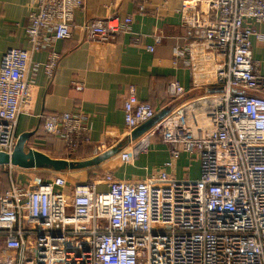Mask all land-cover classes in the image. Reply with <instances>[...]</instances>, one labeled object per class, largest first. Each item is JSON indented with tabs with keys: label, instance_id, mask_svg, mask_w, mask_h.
Here are the masks:
<instances>
[{
	"label": "built area",
	"instance_id": "built-area-1",
	"mask_svg": "<svg viewBox=\"0 0 264 264\" xmlns=\"http://www.w3.org/2000/svg\"><path fill=\"white\" fill-rule=\"evenodd\" d=\"M30 4L31 48H8L0 62V152L8 154L32 99L31 77L40 67L34 51L75 32L103 45L133 21L79 23L85 0ZM180 14L185 44L176 47L174 65L190 69L191 88L171 82L161 110L130 88L124 105L130 136L161 116L120 160L132 162L157 136L170 149L166 167L182 155L196 158L199 177L162 169L144 181H116L107 173L71 182L58 173L24 184L10 165L9 189L0 194V264H264V74L252 51V37L264 40L255 26L264 24V0H182ZM161 39L155 35V44ZM59 63L52 51L44 64L50 78ZM43 128L70 156L89 139L77 108L44 116Z\"/></svg>",
	"mask_w": 264,
	"mask_h": 264
},
{
	"label": "crops",
	"instance_id": "crops-1",
	"mask_svg": "<svg viewBox=\"0 0 264 264\" xmlns=\"http://www.w3.org/2000/svg\"><path fill=\"white\" fill-rule=\"evenodd\" d=\"M181 3L182 0H85L83 9L76 13L77 22L106 17H118L123 21L131 16L130 30L103 45L92 43L83 33L75 32L70 38L56 41L51 49L34 51L33 61L40 67L31 77L32 99L26 112L20 116L18 137L28 133L27 147L52 158L72 157L76 161H87L102 157L98 163L74 169L86 173V177L79 180L89 179L93 172L96 173L94 179L111 173L116 181H144L162 169L178 178L185 177L189 171L185 170L187 165L183 169L182 165L187 156L182 155L175 167H166L170 149L157 136L152 138L147 151L139 153L132 162L120 160V152L130 149L133 141L125 124L124 110L130 88L135 87L137 97L149 102L156 110L163 109L168 103L171 82L177 80L186 89L191 88L190 69L174 65L176 47L185 44ZM140 6H144V10ZM30 9V0H0V62L8 48H31L26 35ZM255 26L264 32V24ZM158 34L162 39L155 44V35ZM153 45L155 48L151 51L149 47ZM52 51L59 54L60 63L50 78L44 71V64ZM252 51L260 72L264 74V40L252 37ZM76 84H82L83 89H76ZM195 94L190 92V96ZM76 108L81 109L87 118L89 139L70 156L63 142L46 133L43 124L46 115ZM12 166L13 171L10 165L0 168L12 171L15 180L24 184L70 171Z\"/></svg>",
	"mask_w": 264,
	"mask_h": 264
},
{
	"label": "water",
	"instance_id": "water-1",
	"mask_svg": "<svg viewBox=\"0 0 264 264\" xmlns=\"http://www.w3.org/2000/svg\"><path fill=\"white\" fill-rule=\"evenodd\" d=\"M160 116L135 129L132 133L133 139L145 132ZM28 136V133H24L18 137L17 145L12 154L0 152V166L14 165L24 169L47 167L55 171H68L87 167L98 163L102 159V157H96L87 161H76L73 159L52 158L43 152L27 147Z\"/></svg>",
	"mask_w": 264,
	"mask_h": 264
},
{
	"label": "rangeland",
	"instance_id": "rangeland-1",
	"mask_svg": "<svg viewBox=\"0 0 264 264\" xmlns=\"http://www.w3.org/2000/svg\"><path fill=\"white\" fill-rule=\"evenodd\" d=\"M185 165H191V168L189 170V172L186 173L185 177H188L190 179H196L199 177V167H200V161L199 159H192L191 161H189V159L187 157L183 158V165H182V169L183 166ZM69 171V170H68ZM81 170H70L67 173H64L62 175L66 176L67 178L70 179V181H77L79 179H84L86 177V173L84 172H80ZM183 174V172H182ZM8 180L5 179L4 177V173L2 171H0V191L5 189L6 187H8Z\"/></svg>",
	"mask_w": 264,
	"mask_h": 264
},
{
	"label": "trees",
	"instance_id": "trees-1",
	"mask_svg": "<svg viewBox=\"0 0 264 264\" xmlns=\"http://www.w3.org/2000/svg\"><path fill=\"white\" fill-rule=\"evenodd\" d=\"M0 171H2L4 173L5 179L8 180V182L10 183V181H9L10 172H7V171L3 170V168H0ZM95 176H96V173L94 174L93 172H91L90 175H89V179H94ZM8 189H9V184H8V187H6L5 189L0 191V194L5 193Z\"/></svg>",
	"mask_w": 264,
	"mask_h": 264
}]
</instances>
